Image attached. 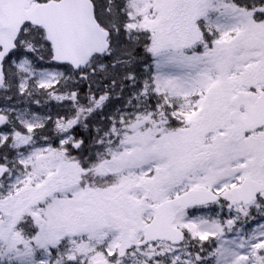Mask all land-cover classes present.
I'll list each match as a JSON object with an SVG mask.
<instances>
[{
    "label": "snow or ice",
    "instance_id": "1",
    "mask_svg": "<svg viewBox=\"0 0 264 264\" xmlns=\"http://www.w3.org/2000/svg\"><path fill=\"white\" fill-rule=\"evenodd\" d=\"M0 264H264V0H0Z\"/></svg>",
    "mask_w": 264,
    "mask_h": 264
}]
</instances>
